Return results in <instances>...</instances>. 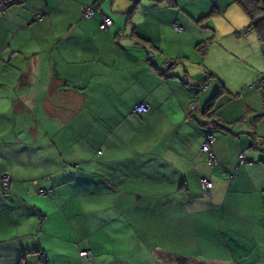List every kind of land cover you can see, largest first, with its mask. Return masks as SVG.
Returning <instances> with one entry per match:
<instances>
[{"label": "crops", "instance_id": "1", "mask_svg": "<svg viewBox=\"0 0 264 264\" xmlns=\"http://www.w3.org/2000/svg\"><path fill=\"white\" fill-rule=\"evenodd\" d=\"M93 1L101 12L82 17ZM214 1L139 12L137 0H21L0 12V173L11 178L0 264L22 252L56 264L39 234L79 244L87 259L97 238L138 256L114 264H264L259 92L211 86L208 68L185 65L186 46L210 42L234 2ZM139 102L145 111L133 110ZM206 132L213 166L200 149Z\"/></svg>", "mask_w": 264, "mask_h": 264}, {"label": "rangeland", "instance_id": "2", "mask_svg": "<svg viewBox=\"0 0 264 264\" xmlns=\"http://www.w3.org/2000/svg\"><path fill=\"white\" fill-rule=\"evenodd\" d=\"M166 2L175 3L180 7H201L202 4L212 7L215 5L214 0H137L136 9L140 12L142 8L157 6ZM220 10L218 18L215 19V21L217 20L215 32L212 31L210 33H213V36L211 35L212 38L206 47L205 53L201 55L199 50H194L193 44L186 46L190 59L185 63L186 68L191 71L199 67L201 69L206 67L212 74L208 77L211 80V86L216 84V79L218 78L230 90L238 89L239 91L248 92L252 90L249 85L254 83L264 73V40H259L254 30L245 29L249 19L239 5L233 2L224 8H220ZM204 74L207 76L205 70ZM44 177L41 176V178ZM31 212L34 217L39 218L38 212ZM37 219L35 223L38 225L40 222ZM8 228L14 231L13 227ZM36 233L37 231H34V234ZM121 235L123 234H116L115 237L121 239ZM38 237L41 241H46L44 244L46 247L45 253L48 258L51 257L53 261L57 262L56 264H114L118 260H138V256L134 252L130 253L127 244L124 245L117 241L109 242L106 238H103L104 242L99 238L95 240L99 247L94 248L92 258L89 257L87 259L85 256L79 255L78 257L77 251L80 246L73 241L66 243L65 240H62L64 243L51 245L49 238L44 234H39ZM24 238L28 239V241H33L32 235ZM124 240H126V237ZM2 245L6 246L3 243ZM26 253H23L22 258L21 254H19L16 258L17 262L26 264L28 261L33 264L36 262H38L36 264H43L38 261L39 254L37 252Z\"/></svg>", "mask_w": 264, "mask_h": 264}, {"label": "built area", "instance_id": "3", "mask_svg": "<svg viewBox=\"0 0 264 264\" xmlns=\"http://www.w3.org/2000/svg\"><path fill=\"white\" fill-rule=\"evenodd\" d=\"M20 0H0V11L5 9L6 7H8L9 5L19 2ZM94 11L97 12H101L99 6L97 5H93V4H86L83 5L81 8V16L82 17H89ZM42 16V14H36V18H40ZM112 23V19L110 16L106 15V14H102L101 15V22L99 23L100 28H108ZM168 62V61H167ZM166 63V62H165ZM202 86H205V82L201 83ZM250 85H254L258 92H259V96H260V103H261V107L264 110V73L261 74L257 80ZM146 104L143 102H139L137 104L134 105L133 110L138 111V112H143L146 110ZM204 139L200 144V149L202 152L205 153L206 155V162L209 166H213L217 159H216V155L214 150L211 148V142L214 139L213 135L210 132H206L204 135ZM243 157H242V153H239V161H242ZM1 184L3 186V189H6V187L9 185L10 179H9V175L7 173H3L1 175ZM200 182L201 185L203 187V189L205 191H207L211 185L212 182L210 179H208L207 177H201L200 178ZM41 192H46L48 191L45 188H39L38 189ZM263 194H264V189H263ZM80 256H89L90 252L87 249H81L78 253Z\"/></svg>", "mask_w": 264, "mask_h": 264}, {"label": "trees", "instance_id": "4", "mask_svg": "<svg viewBox=\"0 0 264 264\" xmlns=\"http://www.w3.org/2000/svg\"><path fill=\"white\" fill-rule=\"evenodd\" d=\"M21 1V0H20ZM19 1V2H20ZM234 2L237 3V5H239L241 7V9L243 10V12L248 16V19H249V22L245 25V29L248 30V29H252L255 31L256 35L258 36V38L260 39H263L264 38V0H234ZM86 4H93L94 6L97 5L99 6L96 2H90V3H84L83 5H86ZM12 5V4H11ZM82 5V6H83ZM10 6V5H9ZM81 6V8H82ZM7 8V7H6ZM130 9L128 10V14L130 13ZM4 10V9H3ZM2 11V10H1ZM0 11V12H1ZM81 11V9H80ZM94 12H97V11H94ZM93 12V13H94ZM92 13V14H93ZM41 14V13H40ZM91 14V15H92ZM90 15V16H91ZM89 16V17H90ZM109 16V15H108ZM42 17V16H41ZM40 17V18H41ZM85 18H88V17H85ZM101 22V19L100 21L98 22V26H99V23ZM100 28V26H99ZM100 29H103V28H100ZM105 29V28H104ZM134 32V30H133ZM134 35V34H133ZM136 38L140 39L139 36L136 34L135 35ZM209 43V38L207 39H204V40H201L199 42H197L195 44V47L200 50V51H203L207 44ZM211 104V102H210ZM209 104V105H210ZM207 105V106H209ZM135 111V110H134ZM138 112V111H136ZM3 173H6V172H2L0 173V178H1V175ZM8 174V173H7ZM9 175V174H8ZM9 179L10 176H9ZM7 188L8 186L6 187V189H3V186L1 184V180H0V195L1 196H4L6 193H7ZM29 251H33L32 249L29 250ZM23 257V252L21 253V258ZM19 258V259H21ZM17 264H21L19 261L17 262Z\"/></svg>", "mask_w": 264, "mask_h": 264}, {"label": "bare ground", "instance_id": "5", "mask_svg": "<svg viewBox=\"0 0 264 264\" xmlns=\"http://www.w3.org/2000/svg\"><path fill=\"white\" fill-rule=\"evenodd\" d=\"M99 13V12H98Z\"/></svg>", "mask_w": 264, "mask_h": 264}]
</instances>
